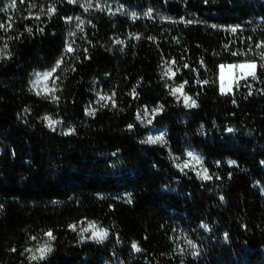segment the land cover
<instances>
[{"label": "trees", "instance_id": "obj_1", "mask_svg": "<svg viewBox=\"0 0 264 264\" xmlns=\"http://www.w3.org/2000/svg\"><path fill=\"white\" fill-rule=\"evenodd\" d=\"M12 5L0 0V264H264V69L231 94L218 83L220 65L264 63V0ZM49 72L56 100L32 89ZM181 84L197 107L171 94Z\"/></svg>", "mask_w": 264, "mask_h": 264}, {"label": "snow or ice", "instance_id": "obj_2", "mask_svg": "<svg viewBox=\"0 0 264 264\" xmlns=\"http://www.w3.org/2000/svg\"><path fill=\"white\" fill-rule=\"evenodd\" d=\"M21 2H23V0H21ZM70 3H74L76 2V0H69ZM13 7L15 6V0H13ZM50 13H54L55 9L54 8H50L49 9ZM39 17H37L38 19ZM71 19V18H69ZM8 27H11V24L8 25ZM0 28H5V25L0 23ZM236 29H233V31H235ZM27 31L31 32L32 29L28 28ZM41 31H43V29H41ZM117 43H122L121 41H117ZM257 47H264V45H257ZM4 48H7V44L4 45ZM68 52H72L73 48L71 47V45L68 46L67 48ZM233 55H237V53H233ZM261 59L264 60V53H261ZM60 63H62V61H58L56 67L60 66ZM173 63H175L173 61ZM258 67L261 69H264V63H261L259 66L257 65L256 62L252 61V62H244V63H240V64H231V65H220V91L222 94H229L232 92L233 89V84H235L236 87H239V81L240 80H247L249 77H251L253 80L258 79L257 76V70ZM53 71H55V69H53ZM227 71L228 73V77L226 79L225 77V72ZM237 72L239 73V75H237ZM52 73H45L43 74L42 77H40V79L44 80V81H48L49 78L51 77ZM165 75H170L174 76L175 73L172 72V70L169 68L168 72L165 73ZM40 83V80L38 79L36 81V84L38 85ZM187 83V82H185ZM204 83H207V81H204ZM183 88L184 85L181 84L178 87H175L171 90V94L176 96L177 94L183 96L184 98V103L187 107H197L196 101L194 99H192L191 97L187 96L184 92H183ZM54 91L55 89H46V93L47 92H51L53 93L52 99L56 100L58 99V97H56L54 95ZM135 91V90H133ZM40 92H37V95H40ZM114 95V94H113ZM111 99V97H105V96H100V100L101 101H105V100H109ZM113 106H115L114 101H113ZM163 108V106H160L157 109H154V112H159L161 111ZM88 115H94V110L92 111H88L87 112ZM138 119H140L139 115L137 117ZM45 120L48 121V126L50 128H52L53 130H55V125L60 123L59 121H55L52 120L50 117H44ZM150 123V121H149ZM132 125H129V128H131ZM74 131V129H70L69 132L64 133L65 135L67 134H71ZM228 131H232V129H228ZM163 140V136H158L156 138H152L149 137L148 140L146 141L147 143H157ZM189 157L194 160L197 164L201 163V159L198 156H195L193 153H188ZM234 163V162H231ZM190 165L188 162L184 163V168H188ZM179 167V165H178ZM198 175L200 176L201 179L204 180H210L212 177L208 175L207 173V169H204L202 173H198ZM73 229H75V226H72ZM89 228L93 229V238L97 239L98 241H102L103 239L106 238L107 236V232L103 231V230H95L96 226L95 224L90 223L88 228H83L81 229L82 232H87L89 230ZM46 236L48 237V241H52L55 239V237L53 236L52 232L49 231L46 233ZM33 239H35V237H33ZM49 242H46L44 245L38 247L35 251H33L32 249H28L27 251L31 252L32 255L30 256L31 260H44L47 256L48 253H50L52 251V247L51 244ZM133 248L136 251H140L141 249L139 247H137V245L135 243H133ZM14 251V249H13ZM38 253V255H37Z\"/></svg>", "mask_w": 264, "mask_h": 264}, {"label": "rangeland", "instance_id": "obj_3", "mask_svg": "<svg viewBox=\"0 0 264 264\" xmlns=\"http://www.w3.org/2000/svg\"><path fill=\"white\" fill-rule=\"evenodd\" d=\"M43 74H45V73H39L38 75H36L35 76V78H34V81H33V85H32V89L34 90V92L37 94V92H40L42 95H51V92H47L46 93V89H51V77L49 78V80L48 81H44V80H42V79H40V77H42L43 76ZM237 75H239V73L237 72ZM225 77H226V79H227V77H228V73H227V71L225 72ZM251 77H249L248 79H250ZM40 80V83L37 85L36 84V81L37 80ZM242 81H245V80H240L239 81V84L242 82ZM218 83H219V88H220V71H219V76H218ZM236 86H235V84H233V89H232V92H233V90H234V88H235ZM221 92V91H220ZM231 92V93H232ZM231 93H229V94H231ZM40 94V95H41ZM95 230H100L97 226H96V229ZM93 229H91V228H89V230L87 231V232H84L85 234H87V235H89V236H91L92 238H93ZM94 240H97V239H95V238H93ZM98 241V240H97Z\"/></svg>", "mask_w": 264, "mask_h": 264}]
</instances>
